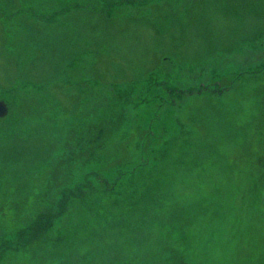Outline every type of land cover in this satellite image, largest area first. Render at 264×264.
Wrapping results in <instances>:
<instances>
[{
    "label": "rangeland",
    "instance_id": "rangeland-1",
    "mask_svg": "<svg viewBox=\"0 0 264 264\" xmlns=\"http://www.w3.org/2000/svg\"><path fill=\"white\" fill-rule=\"evenodd\" d=\"M0 100V264H264V0H0Z\"/></svg>",
    "mask_w": 264,
    "mask_h": 264
},
{
    "label": "trees",
    "instance_id": "trees-1",
    "mask_svg": "<svg viewBox=\"0 0 264 264\" xmlns=\"http://www.w3.org/2000/svg\"><path fill=\"white\" fill-rule=\"evenodd\" d=\"M112 22L114 21L112 20ZM35 84H39V83L35 82ZM112 125H114L112 122V119L110 121H106L105 123L102 122L101 120H98L96 123H86L85 126L83 125V129H82L83 135L85 137H88L90 134H92V137H97L93 143H95L96 141L98 142L99 139H102L106 135L107 130H110ZM86 140L87 138H81L78 141H83V144H84ZM90 142L91 141L89 140L87 141V143H85V145H82L81 151L84 152L90 146L89 145ZM121 161L122 160H117L116 162H121ZM99 179H101V177ZM74 193H77V192L72 193L69 190L68 192L64 191L62 194V197L59 200H57L58 203H61L62 205L68 204L70 196L73 195ZM79 195H80V192H78L74 198L80 199ZM83 195L85 194H82L81 197ZM50 214L48 215V213H45L41 215L42 217L45 216L44 221H43V218H41L40 221L38 219L37 221H34L33 223L29 225L23 226L22 228H20L19 231L12 233L11 234L12 237L11 236L7 237L6 235L0 237V247H2V250L4 248L5 250L8 248H11V245L14 241L16 242V245L20 247L21 245L26 244V242L31 241L30 240L32 238L31 235H34L37 232H44V231L51 230V228L54 226L53 223H51L54 214L53 213H50Z\"/></svg>",
    "mask_w": 264,
    "mask_h": 264
},
{
    "label": "water",
    "instance_id": "water-1",
    "mask_svg": "<svg viewBox=\"0 0 264 264\" xmlns=\"http://www.w3.org/2000/svg\"><path fill=\"white\" fill-rule=\"evenodd\" d=\"M8 113L7 103L3 100H0V117L5 116Z\"/></svg>",
    "mask_w": 264,
    "mask_h": 264
}]
</instances>
